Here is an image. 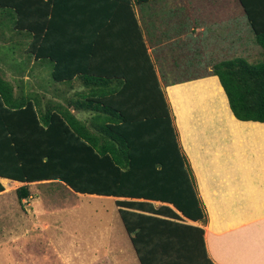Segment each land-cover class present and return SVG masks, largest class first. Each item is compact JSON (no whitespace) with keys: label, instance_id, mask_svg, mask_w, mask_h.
<instances>
[{"label":"trees","instance_id":"trees-1","mask_svg":"<svg viewBox=\"0 0 264 264\" xmlns=\"http://www.w3.org/2000/svg\"><path fill=\"white\" fill-rule=\"evenodd\" d=\"M148 1L0 0V21L29 38V57L51 62L54 82L84 88L55 100L27 90L23 79L17 89L0 69V176L25 183L20 201L31 195L29 182L56 179L82 193L130 197L117 204L142 264L161 233L167 246L176 236L170 264H214L197 255L199 248L207 255L204 229L176 220L206 222L208 214L162 79L216 74L235 116L264 122V58L233 57L213 72L161 79L135 8ZM239 1L264 51V0Z\"/></svg>","mask_w":264,"mask_h":264},{"label":"crops","instance_id":"crops-1","mask_svg":"<svg viewBox=\"0 0 264 264\" xmlns=\"http://www.w3.org/2000/svg\"><path fill=\"white\" fill-rule=\"evenodd\" d=\"M202 2V0H151L136 4L137 17L161 79L162 72L167 80H170L178 77L177 74H173L176 72H213L214 64L221 60L246 57L241 53L229 52L230 49L226 47V43L234 41L231 37L235 35L225 39L228 29L233 25H238L242 37L245 29L252 30L245 21L246 15L240 1L205 0L207 5L214 7L215 10L213 14L203 16L202 23H199ZM224 12L232 15L228 25ZM220 15L222 18L218 19ZM199 27L201 31L197 30ZM247 49L245 46L243 52ZM31 69L30 66L29 70ZM162 84L165 90L169 89L168 101L180 143L188 157L199 186V194L210 216L208 222L193 220L184 215L176 220L185 223L184 225H195L204 229L207 255H203L201 248L197 254L202 260L206 261L205 258L210 257L214 264H264V132H259L253 127L255 123L264 129V122L238 119L216 74L211 73L174 84L166 83L163 78ZM73 86V92L83 88L78 82ZM79 113L86 112L78 111L77 114ZM0 181L5 185L0 195L12 187L17 190L21 184H25L1 176ZM36 184H40L38 186L41 187L44 184V188L54 190L56 193L63 189L71 190L69 193L71 196L89 194L111 197L114 198L112 200L118 211L117 200L132 199L126 196L82 193L59 179L43 180L28 183L31 195L25 200L34 199L31 201L32 204L30 203L32 209L35 199L40 198L42 194L34 195L32 186ZM153 202L156 205L164 203ZM33 211L36 213L35 208ZM212 214L221 217L241 215L259 218L246 222L232 220L227 222L225 219L220 221L219 225L214 220L212 222ZM36 223L35 226H41L42 231L50 230L52 227L46 221ZM185 227L191 231L190 233L193 232L187 226H183L182 229ZM27 228L30 227L25 226L24 230ZM113 234H110V241L106 242L105 246L94 243L91 251L93 256L88 262L81 264H142L128 231L127 234L135 248V252L129 249L131 253L126 249L125 243L113 239ZM164 235L165 233L155 234L147 244L149 264H170L171 253L176 249L174 246L176 236L173 234L168 236L167 246L164 244L167 240ZM162 238L166 240L163 241ZM43 239L42 235L40 241L31 243L32 245L28 243L29 245L25 246L24 258L8 257V262L42 264L46 258L55 260L57 258L59 263L56 264H60V261L62 264H73V258L64 253L63 242ZM198 241L200 242L199 238ZM31 247L33 249H30ZM38 247L42 249L40 252ZM40 253L42 255H39ZM1 261L0 264H5L3 260Z\"/></svg>","mask_w":264,"mask_h":264},{"label":"rangeland","instance_id":"rangeland-1","mask_svg":"<svg viewBox=\"0 0 264 264\" xmlns=\"http://www.w3.org/2000/svg\"><path fill=\"white\" fill-rule=\"evenodd\" d=\"M202 1V13L198 17L199 23H202L203 16L207 17L209 16L208 14H213L215 10L214 7H209L205 0ZM187 9L191 11L190 8ZM219 18H222L221 15L218 16ZM224 18L226 21L228 20L226 22L228 25L232 19L231 13L224 12ZM245 21L248 24L247 18H245ZM220 22L223 23L222 20ZM10 23L9 19L3 22L0 21L1 73L3 71L6 78L12 80L17 89L19 85L18 81L23 79L27 90L33 89L45 92L49 98L61 100L64 96H70L73 93V86H63L64 83L51 80L52 63L48 60H36L34 57H29L30 55L25 52L26 41L29 38L18 35L9 26ZM237 27L238 25H233L228 29L226 34L225 39H229L228 37L235 35V37H231L234 39L233 42L226 43V47L230 49L229 52H235L234 54L241 53L252 62L263 59L264 51L255 42L253 31L245 29L244 37H242ZM197 30L201 31L200 27ZM20 41L24 44H20ZM245 46L248 49L243 52ZM13 59L15 65L12 62ZM30 66L31 70H29ZM173 74L183 77L187 73L176 72ZM82 89L79 88L78 90ZM168 90L166 89L167 98ZM79 116L84 119L88 114L79 113ZM253 125L251 124L250 126H253L259 132H264V129L258 126V124L254 123ZM8 185L11 184L8 183ZM38 185L40 184L32 186V190L35 191L33 192L34 195L42 193L40 198L37 197L35 199L34 208L36 213L33 211L34 208L32 209L30 206L32 204L31 201L34 199H28L27 201L24 199L20 203L17 190H14L13 187L0 195V261L3 260L5 264H12L8 262V257H12L13 259L17 257L24 258L25 246H28V243L40 241L42 235L44 236V241L54 239V241L59 240L63 242L64 253L69 254L73 258V264L88 262L89 258L93 256L91 252L93 249L92 245L94 243H101L102 246L107 245L106 242L110 241L111 233H114V240L125 243V247L129 253L135 252L122 217L112 200L114 198L89 194H74V196H71L69 195L71 190L67 191V189H63L59 193H56L54 190L44 188V184H42V187ZM36 203L38 207H36ZM253 218L257 219L259 217ZM253 218L248 216L242 217L241 215L221 217L212 214V222L214 220L217 224L225 219L227 222L228 220L246 222L254 220ZM208 219L210 220V216H208L207 222ZM35 221L49 222L52 227L50 230H44V233L41 226H35L37 225ZM25 226H29L31 229L27 228L24 230ZM30 249H33V247ZM41 250L39 249V252ZM39 255L42 254L40 253ZM56 262L59 263L57 258L56 260L54 258H46L42 264H56ZM60 264H62L61 261Z\"/></svg>","mask_w":264,"mask_h":264}]
</instances>
